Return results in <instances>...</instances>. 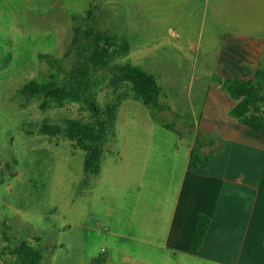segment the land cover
I'll use <instances>...</instances> for the list:
<instances>
[{
  "label": "rangeland",
  "instance_id": "1",
  "mask_svg": "<svg viewBox=\"0 0 264 264\" xmlns=\"http://www.w3.org/2000/svg\"><path fill=\"white\" fill-rule=\"evenodd\" d=\"M163 5L164 0H0V264H17L9 251L21 241L41 251L40 264H120L121 245L136 260L151 257L113 235L118 210L112 196L100 200L97 179L82 185L83 152L38 131L44 120L88 122L90 114L73 103L41 107L42 98L17 93L27 80H67L78 64L73 54L64 56L74 27L88 24L124 36L130 50L118 61L153 75L165 108L154 121L149 108L131 96L121 101L113 137L103 147L105 181L114 179L117 148L123 153L129 147L128 166L143 162L150 175H159L161 162L173 154L178 161L186 158L196 136L203 154L223 151L225 138L217 131L240 125L228 115L235 102L218 79L251 76L264 95V0H209L190 27L171 15L186 24L179 37L158 23L165 20ZM254 36L260 45H238ZM41 55L60 62L50 65ZM113 97L103 86L97 101L103 106ZM206 121L209 134L202 128Z\"/></svg>",
  "mask_w": 264,
  "mask_h": 264
},
{
  "label": "crops",
  "instance_id": "2",
  "mask_svg": "<svg viewBox=\"0 0 264 264\" xmlns=\"http://www.w3.org/2000/svg\"><path fill=\"white\" fill-rule=\"evenodd\" d=\"M208 6L209 0H164L165 20L158 23L179 37L186 24L172 21L171 15H180L190 27L195 16L206 12ZM153 15L150 12V21L157 23ZM260 43L254 36L238 45ZM220 95L228 103L230 98ZM210 123L206 121L202 126L208 134ZM239 125H221L217 134L225 138L224 149L204 165L194 166L189 161L192 142L182 161L175 154L163 160L159 175H150L143 162L135 167L131 161L128 166L126 159L133 157L127 154L129 147L123 148V153L117 148L114 154L113 180L104 179L103 152L96 174L83 171L82 185L97 179L100 200L113 197L118 210L113 235L120 244L138 246L151 256L136 260L134 253L123 251L121 245L120 264H264V138ZM122 163L124 167L119 168ZM201 214L209 217V225L198 250L190 252L189 239Z\"/></svg>",
  "mask_w": 264,
  "mask_h": 264
},
{
  "label": "trees",
  "instance_id": "3",
  "mask_svg": "<svg viewBox=\"0 0 264 264\" xmlns=\"http://www.w3.org/2000/svg\"><path fill=\"white\" fill-rule=\"evenodd\" d=\"M89 16L90 13L87 14ZM129 50L128 41L120 35L98 31L88 24L84 27L76 26L72 29L71 41L64 56L73 54L78 64L70 71L67 80L60 83L51 78L40 83L31 79L17 90L27 100L42 98L41 107L73 103L90 114L88 122L66 119L61 124H52L44 120L38 128L40 134L50 139L61 137L71 142L75 149L81 150L83 171L87 175L96 174L99 169L103 147L107 138L113 134L117 109L122 100L131 96L139 101L149 108L154 121L158 120L157 117L165 109L158 102L160 87L155 77L139 67L118 61L126 57ZM42 57L50 65H58L60 62L57 57ZM217 82L235 102L228 115L264 138V95L260 83L239 77L218 79ZM103 86L114 92V97L100 106L97 96ZM203 145L202 139L198 140L196 136L189 152V161L194 166L204 165L216 155L213 151L203 154ZM208 225V216H197L188 251L198 250ZM9 252L15 256L17 264H40L42 259L41 251L25 241L18 243Z\"/></svg>",
  "mask_w": 264,
  "mask_h": 264
}]
</instances>
